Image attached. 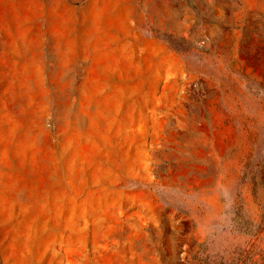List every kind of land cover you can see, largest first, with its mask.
I'll list each match as a JSON object with an SVG mask.
<instances>
[{
  "label": "rangeland",
  "instance_id": "rangeland-1",
  "mask_svg": "<svg viewBox=\"0 0 264 264\" xmlns=\"http://www.w3.org/2000/svg\"><path fill=\"white\" fill-rule=\"evenodd\" d=\"M0 264H264V0H0Z\"/></svg>",
  "mask_w": 264,
  "mask_h": 264
}]
</instances>
